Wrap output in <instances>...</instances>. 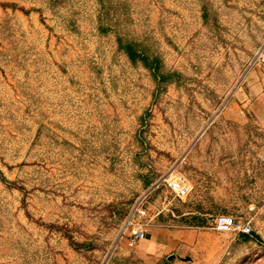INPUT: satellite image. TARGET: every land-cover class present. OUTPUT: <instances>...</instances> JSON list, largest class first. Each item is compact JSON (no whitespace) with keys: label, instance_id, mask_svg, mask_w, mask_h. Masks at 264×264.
Segmentation results:
<instances>
[{"label":"rangeland","instance_id":"1","mask_svg":"<svg viewBox=\"0 0 264 264\" xmlns=\"http://www.w3.org/2000/svg\"><path fill=\"white\" fill-rule=\"evenodd\" d=\"M263 42L264 0H0V264H264ZM140 196L188 247L128 245Z\"/></svg>","mask_w":264,"mask_h":264},{"label":"built area","instance_id":"2","mask_svg":"<svg viewBox=\"0 0 264 264\" xmlns=\"http://www.w3.org/2000/svg\"><path fill=\"white\" fill-rule=\"evenodd\" d=\"M253 61L257 63H264V42L255 52ZM167 183L171 190L175 193V196L179 198L184 197L188 192L189 188L186 182L181 178L178 180H170ZM143 199L144 196H140L133 204L129 218L123 230V234L125 233L127 236V243L129 246H134L138 240L145 237V228H143L141 225L133 224L134 216L145 215V210L142 206ZM214 228L219 232H233L242 234H249L252 229L248 221H244L240 218H234L227 214H220L215 217Z\"/></svg>","mask_w":264,"mask_h":264},{"label":"crops","instance_id":"3","mask_svg":"<svg viewBox=\"0 0 264 264\" xmlns=\"http://www.w3.org/2000/svg\"><path fill=\"white\" fill-rule=\"evenodd\" d=\"M194 238L189 229L151 226L145 229V237L135 243V251L148 261H156L188 247Z\"/></svg>","mask_w":264,"mask_h":264},{"label":"trees","instance_id":"4","mask_svg":"<svg viewBox=\"0 0 264 264\" xmlns=\"http://www.w3.org/2000/svg\"><path fill=\"white\" fill-rule=\"evenodd\" d=\"M117 43L120 50H122L131 62L141 61L145 66L152 70H157V59L149 56L143 47H140L135 41L126 40L122 36L117 37ZM205 221L199 220L198 226H204ZM242 234V233H240Z\"/></svg>","mask_w":264,"mask_h":264},{"label":"water","instance_id":"5","mask_svg":"<svg viewBox=\"0 0 264 264\" xmlns=\"http://www.w3.org/2000/svg\"><path fill=\"white\" fill-rule=\"evenodd\" d=\"M174 255L168 256V259H171ZM189 258H185V260H188Z\"/></svg>","mask_w":264,"mask_h":264}]
</instances>
